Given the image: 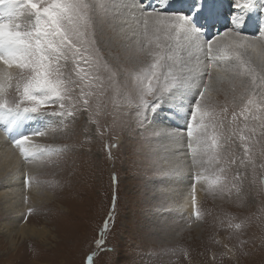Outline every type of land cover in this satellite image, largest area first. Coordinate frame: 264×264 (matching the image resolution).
I'll use <instances>...</instances> for the list:
<instances>
[{"label":"snow or ice","instance_id":"obj_1","mask_svg":"<svg viewBox=\"0 0 264 264\" xmlns=\"http://www.w3.org/2000/svg\"><path fill=\"white\" fill-rule=\"evenodd\" d=\"M117 109L127 110L140 136L132 165L154 211L191 210L190 222L202 220L197 183L236 207L246 203V181L264 195V173L256 179L264 169V139H256L264 137V0H229L227 12L223 0H0V122L22 127L57 118L60 127L48 129L55 132L86 113V126L103 138L130 127ZM46 135L36 129L12 139L24 165L56 166L72 150L37 143ZM113 139L105 144L108 159L120 146ZM116 200L114 191L103 232ZM221 216L238 241L224 245L221 258L248 255L241 236L249 218L227 209ZM95 243L87 264L114 251L102 236Z\"/></svg>","mask_w":264,"mask_h":264},{"label":"rangeland","instance_id":"obj_2","mask_svg":"<svg viewBox=\"0 0 264 264\" xmlns=\"http://www.w3.org/2000/svg\"><path fill=\"white\" fill-rule=\"evenodd\" d=\"M21 22L31 23L27 17ZM126 112L117 109L113 114L119 120L129 121L130 127L117 126L103 138L96 135L94 127L86 126V113L78 112L74 121L68 118L69 126L64 131H48L60 127L57 118L24 124L21 132L25 134L36 129L47 131L45 137L37 139L41 146L60 148L67 144L72 150L60 158L58 165L39 167L37 174L28 177L40 186L42 199L40 204L31 206L35 209L31 214L27 209L8 211V197L3 195L8 184L0 174L3 181L0 183V264H87V257L97 251L95 241L101 236L105 241L103 247L114 251L99 253L94 264H264V195L258 194V185L245 182L243 207L213 199L205 191L207 184L201 185L204 192L196 208L204 210L205 215L200 221L195 217L189 221L190 210L154 211L140 173L132 165L141 141ZM111 119H107L109 124ZM28 127L31 129L26 132ZM258 134L257 140L264 139ZM113 137L119 138L120 146L112 149L113 159H108L105 144L114 143ZM113 173L117 178L115 184ZM261 173L264 169L258 168V182ZM206 175L214 178L211 172ZM248 179H252L251 169ZM114 191L117 196L114 222L109 220V230L103 232ZM23 202L32 204L25 193ZM221 209L249 218L241 236L248 241L245 246L248 255L221 258L224 245L238 244L235 237L229 239L231 230L220 224ZM23 222L41 233L25 239L16 237L12 244L8 233Z\"/></svg>","mask_w":264,"mask_h":264},{"label":"bare ground","instance_id":"obj_3","mask_svg":"<svg viewBox=\"0 0 264 264\" xmlns=\"http://www.w3.org/2000/svg\"><path fill=\"white\" fill-rule=\"evenodd\" d=\"M247 30V32L251 34L253 28L247 27ZM26 123L28 122H25V124ZM180 123H183V121H180ZM28 128L29 129L26 132H29L31 129L30 127ZM22 129L23 126H9L6 122H0V174L3 178L8 176L12 177L11 181L5 179L3 180L5 184H8V189L5 191V193H3V195L8 197L9 212H21L22 210H26L29 207L40 204L42 202V199L39 195L41 190L40 186L32 183L30 179V183L27 186L24 182L25 175L27 174V177L34 176L38 173L39 167L29 168V166L24 165L18 151H16L12 147V139H14L18 135V133L22 131ZM6 134L11 135V137H7ZM201 185L202 184L200 183H197L196 185L195 195L197 205H199L200 199L202 198L204 192L200 187ZM179 187L186 193L190 188L188 180L186 179L184 183ZM23 193L29 196L32 204H24ZM176 210L180 211L182 209ZM38 233L41 232L23 222L19 225V227H17L16 229L14 228L13 231H10L8 233V236L11 243L13 244L16 242V239L18 237L20 239V237L22 236V238L25 239L29 236H38Z\"/></svg>","mask_w":264,"mask_h":264}]
</instances>
